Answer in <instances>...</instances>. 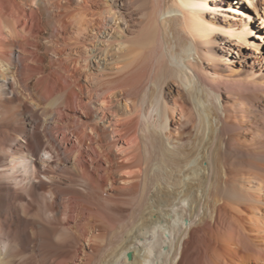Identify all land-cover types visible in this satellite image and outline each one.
Segmentation results:
<instances>
[{
  "label": "bare ground",
  "instance_id": "1",
  "mask_svg": "<svg viewBox=\"0 0 264 264\" xmlns=\"http://www.w3.org/2000/svg\"><path fill=\"white\" fill-rule=\"evenodd\" d=\"M263 43L264 0H0V264H264Z\"/></svg>",
  "mask_w": 264,
  "mask_h": 264
},
{
  "label": "rangeland",
  "instance_id": "2",
  "mask_svg": "<svg viewBox=\"0 0 264 264\" xmlns=\"http://www.w3.org/2000/svg\"><path fill=\"white\" fill-rule=\"evenodd\" d=\"M234 1H235V0H234ZM255 16H257L256 14L254 15V18H257V17H255ZM248 17H249V16H248ZM263 46H264V43H263ZM128 254H129V253H128ZM128 254H127V255H128Z\"/></svg>",
  "mask_w": 264,
  "mask_h": 264
},
{
  "label": "water",
  "instance_id": "3",
  "mask_svg": "<svg viewBox=\"0 0 264 264\" xmlns=\"http://www.w3.org/2000/svg\"><path fill=\"white\" fill-rule=\"evenodd\" d=\"M128 257H131V254L130 253L128 254Z\"/></svg>",
  "mask_w": 264,
  "mask_h": 264
}]
</instances>
